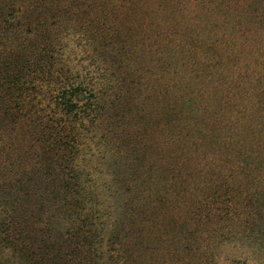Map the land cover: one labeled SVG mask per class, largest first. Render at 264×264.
<instances>
[{"label":"trees","instance_id":"obj_1","mask_svg":"<svg viewBox=\"0 0 264 264\" xmlns=\"http://www.w3.org/2000/svg\"><path fill=\"white\" fill-rule=\"evenodd\" d=\"M138 12L164 15L146 27ZM220 15L217 33L186 30ZM139 55L163 60L158 91L130 73ZM140 93L141 111L166 113L149 116L155 158L116 178L100 211L76 157L100 138L118 166L125 146L140 157V134L112 112ZM193 176L211 193L191 198ZM163 206L183 212L175 258L159 262ZM219 240L264 257V0H0V264H217Z\"/></svg>","mask_w":264,"mask_h":264},{"label":"rangeland","instance_id":"obj_2","mask_svg":"<svg viewBox=\"0 0 264 264\" xmlns=\"http://www.w3.org/2000/svg\"><path fill=\"white\" fill-rule=\"evenodd\" d=\"M147 1L150 2V0H147ZM151 6H155V2ZM186 6H187L186 10L188 9L194 10V12H197L196 10H198L196 9L197 7L195 8V6H192V5L187 4ZM138 15L141 17L143 26L146 25L147 27L148 23L151 21L155 23L156 22L159 23L160 17L161 16L163 17L164 14L162 15V13H160L159 15L160 17L158 15L157 16L155 15L154 17H152L153 16L152 13H150V16H144L143 14L138 12ZM222 17H223L222 15H220L219 17L210 16L209 18H207V20H205L203 17L194 18V20L192 21L189 20L186 30L194 29L199 32H203L204 34L205 33L210 34L215 30V32L217 33L220 30L216 28L217 26H215V23L217 22L216 24H222L221 23ZM192 22H193V25L191 26L190 24ZM128 24L130 25L129 22ZM182 25L185 26L184 23H182ZM178 29H179V26H176V27L173 26L171 31L175 32V30H178ZM159 30H161V28ZM149 32H150L149 29L145 28V34H148ZM151 32H152V35H154V33L157 31L156 29L155 30L151 29ZM174 32H171L170 35L168 34L167 37L172 38L174 43L176 44L181 43V41H178V40H180V38L181 40H183L185 35H182V37H180V35L178 36V34ZM166 39L167 38H165L162 42L164 43ZM151 42L152 40L147 41L146 43H151ZM137 46L138 47H137L136 52H141V50L139 49L143 47L145 48L151 47V45L147 46V44L146 45L142 44V45H137ZM152 47H154V45H152ZM74 52L75 51L71 53L70 51L69 53L73 64H75V66H78V64L79 65L81 64L83 66H85V64L87 65L86 61L80 62L79 60L80 53L75 55ZM141 56L142 55L135 57V59L131 61L132 63L128 65L129 68H131L130 73L131 72H134L136 74L140 73L142 83L145 82V80H147L146 83L148 85H146V87L141 88L143 92L144 90L148 88L149 83H151L155 87L154 90H157L158 88H160V86L162 85L161 83L163 81V79L160 78V73H161L162 66H163V63H162L163 60L162 59L159 60L158 59L159 56L154 55L151 61L149 60V58H147V56L144 57V59L141 61L140 59L143 58V57L141 58ZM127 61L128 60H126V62ZM135 62H139V63L134 64ZM169 76L173 77L174 73L170 72L168 77ZM157 78L159 79L156 80ZM177 79L178 77H176V80ZM134 93L137 94L138 92L136 93V91L134 90ZM137 97L138 98L135 99L133 103L132 102L131 103L128 102L126 104L123 102L117 103L116 107L114 108L112 112H118V113L123 112V111L125 112V116L121 120V122L123 123L121 127L123 126L125 132H127V138H129L130 136L136 133L140 134L141 143L142 145H145L140 157H135L131 153V146H125L124 148H121L119 151V154L122 159H120L121 160L120 166H118L114 160L115 154L114 153L112 154V150L110 149V146L108 145L109 147H107V145L104 144L101 138L100 140L90 142L89 146L83 147L76 157L78 165L81 168H83V174H82L83 178L88 179V186L89 187L91 186V189L96 193L98 197V200H99L98 208L100 209V211L111 209L112 201H113L111 194H112V191H114L116 187H118L117 186L118 184L115 181L116 178L117 179L118 178L133 179L136 176V173L133 172L134 168L138 167L137 170H144V168L146 167V160H153L155 158L154 152L152 151V149H150L147 146L148 138L150 136V131L152 130V127L149 126L150 125L149 122L151 120L149 116L150 117L152 116V118H154L155 121L157 120L159 121V119L164 120V118L166 117L165 115L166 113L164 114V112L163 113L160 112V109L158 108L159 104H156L155 108L152 107V110L149 109V110L141 111L139 108H141V106L145 108L147 102H145L146 99L145 101L143 100V95L141 93L138 94ZM152 99L150 98L148 103L154 105L155 101L154 100L152 101ZM158 99H160V96H158ZM128 108H129V111H128ZM158 127L159 126L154 127L153 130L151 131L153 132L155 136L158 135L159 133ZM122 153L124 157H122ZM221 178L215 181L216 182L222 181ZM188 182L191 188L190 190H192L191 198H195L196 196L200 198L202 195L211 193L212 191L211 186L208 184V182L204 183V185L201 186L200 185L201 183L198 182V179L195 177L193 179H189ZM200 187H202V189H200ZM169 196L171 197L172 201H175L174 200L176 198L175 191L174 193H171ZM172 205L173 204L170 203L166 205L165 207L172 206ZM182 212H183L182 207L181 209H179V212L177 213V209L174 210L171 207L164 208L163 206L162 211L157 216L154 215L152 217L153 222H157L156 226L161 227V231L165 232L166 234L164 233L163 235L164 239L162 242V247L158 250L157 253H153L151 258H155V260L159 259V262L161 258H163L164 256L166 258H172V257L175 258L174 257L175 254L173 250L175 246L177 245L176 243L175 244L173 243L175 241L180 242L181 237L179 236L181 235L178 231L174 230V227H178L177 215L180 216ZM207 222L206 223L211 224L212 227H222L224 224L223 222H220V223L218 222L217 224L214 221L212 222L207 221ZM173 234L175 235V237L172 236ZM206 235H207L206 233L203 234V236L207 237ZM171 240H173V243L171 242ZM214 246L215 248L213 249L212 253L214 257L216 258L217 264H231L230 260L235 259V258H240V259L247 258L249 261V264H262V260L264 259V257L261 254L257 255L256 251H254L251 247H247L244 250V247L240 246L239 243L237 242L236 243L226 242V241L222 242L221 240H219L217 244H215Z\"/></svg>","mask_w":264,"mask_h":264}]
</instances>
